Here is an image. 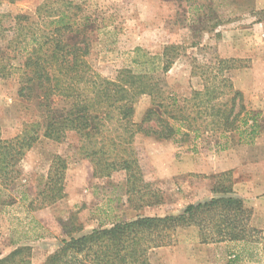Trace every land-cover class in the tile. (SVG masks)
<instances>
[{"label":"rangeland","instance_id":"374dc122","mask_svg":"<svg viewBox=\"0 0 264 264\" xmlns=\"http://www.w3.org/2000/svg\"><path fill=\"white\" fill-rule=\"evenodd\" d=\"M0 1V15L8 16L3 20L4 27H8L18 14L34 17L44 0H20L14 4ZM68 1L81 6L79 16H88L95 23L86 33L92 40L91 63L103 77L114 79L137 48L156 56L168 46H177L175 63L162 80L181 102L192 91L202 89L200 69L216 57L221 58L219 50L226 32L249 28L253 22H261L264 28V0ZM0 49H9L7 42L0 41ZM239 65L246 68L228 73L234 86L235 74L251 67L252 59L242 60ZM239 85L246 87L243 82ZM257 88L254 86V91ZM18 91L16 78L0 79L3 139L11 140L27 125L43 123L45 119L38 102L21 100ZM65 103L54 99L55 107ZM150 107L151 99L141 97L135 104V122L140 123ZM251 112L258 115L261 127L258 147L256 142L238 144L234 136V144L223 149L220 144L225 141L219 134L168 141L137 135L133 146L147 184L146 188L138 187L142 194L128 192L124 171L107 177L95 175L93 162L83 156L75 133L69 132L63 142L40 136L18 164L20 176L14 185L7 191L0 187V259L19 246H29L31 264H44L69 231L82 236L138 217L177 215L190 204L210 200L211 177L222 173H231L235 195L252 210L251 225L264 232V116L261 110ZM57 156L67 163L64 197L47 206L42 193L54 175L52 165ZM243 160L244 164L239 165ZM12 199L13 205L9 203ZM149 202L153 204L146 206ZM174 240V244L151 252V264H231L241 250H248L234 243L202 244L194 227L178 230ZM256 255L249 262L242 254L241 263L264 264L256 261L261 252Z\"/></svg>","mask_w":264,"mask_h":264},{"label":"trees","instance_id":"16d2710c","mask_svg":"<svg viewBox=\"0 0 264 264\" xmlns=\"http://www.w3.org/2000/svg\"><path fill=\"white\" fill-rule=\"evenodd\" d=\"M80 10L79 4L68 0H44L34 17L18 14L8 27L3 24L8 16L0 15V41L9 46L6 51L0 49V79L16 78L19 98L38 102L45 117L43 123L27 125L11 140L3 139L0 132L4 191L17 181L18 164L40 136L63 142L69 132L75 133L83 156L93 162L95 175L124 171L128 192L138 194H142L139 186L147 187L133 146L139 134L164 141L219 134L225 141L220 144L223 149L234 144V136L238 144L255 142L261 133L258 115L247 108L243 93L228 77L231 70L246 68L237 66L242 60L216 57L200 69L202 89L181 102L162 80L175 63L177 46H168L156 56L137 48L114 79L103 77L91 63L92 40L86 33L95 23L79 16ZM143 96L151 99V107L137 123L135 104ZM54 99L65 100V106L55 107ZM52 170L54 175L42 193L47 206L64 197L66 160L57 156ZM211 179L210 200L190 204L177 215L138 217L82 236L69 231L44 264H151L152 251L174 244L178 230L192 227L198 229L202 244L247 246L231 264H242L244 253L252 262L261 252L256 261H264V232L251 225L252 210L235 195L231 173ZM0 264H31V248L19 246Z\"/></svg>","mask_w":264,"mask_h":264},{"label":"crops","instance_id":"0c3cea01","mask_svg":"<svg viewBox=\"0 0 264 264\" xmlns=\"http://www.w3.org/2000/svg\"><path fill=\"white\" fill-rule=\"evenodd\" d=\"M252 24L246 29L226 32L223 36V48H220L219 53L222 59H252L251 67L237 71V82L234 83L236 89L243 93L247 108L250 111L261 110L264 116V28L261 22ZM241 81L246 83V87L239 85ZM254 86H258L257 91H254ZM255 142V147H258L260 137ZM241 164H244V160L239 161V165Z\"/></svg>","mask_w":264,"mask_h":264}]
</instances>
